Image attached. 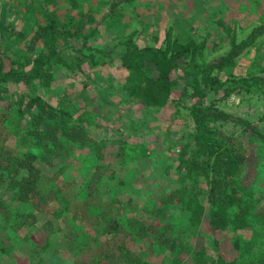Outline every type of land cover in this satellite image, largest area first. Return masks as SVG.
Returning <instances> with one entry per match:
<instances>
[{
  "label": "trees",
  "instance_id": "obj_1",
  "mask_svg": "<svg viewBox=\"0 0 264 264\" xmlns=\"http://www.w3.org/2000/svg\"><path fill=\"white\" fill-rule=\"evenodd\" d=\"M47 1L32 0L40 9L30 33L0 25V264H264V115L253 124L218 107L233 94L264 101V67L230 71L264 25L238 41L207 15L208 32L228 44L208 59L207 36L179 41L170 28L159 44L139 45L133 33L95 45L101 26H118L117 6L134 0L66 19ZM114 58L126 72L123 100L187 110L192 130L175 147L156 149L132 122L128 134L101 138L102 109L84 89L56 106L41 96L60 77L90 80ZM226 123L238 130L222 131Z\"/></svg>",
  "mask_w": 264,
  "mask_h": 264
},
{
  "label": "rangeland",
  "instance_id": "obj_2",
  "mask_svg": "<svg viewBox=\"0 0 264 264\" xmlns=\"http://www.w3.org/2000/svg\"><path fill=\"white\" fill-rule=\"evenodd\" d=\"M57 1V5H51L53 0L47 1L46 4L49 5V9L56 10L61 19H66L69 14L75 15L77 12L89 14L91 9L99 8V11L105 13L113 0ZM74 4H77V7H73ZM39 9L40 6L33 4L32 0H0V25L9 26L16 32L30 33L34 12ZM102 13H100L101 16ZM207 15L223 19L225 25L234 28L237 40L241 41L248 36L252 28L264 25V0H134L131 3L123 2L117 6L116 10L118 26L113 27L112 30L101 26L100 28L105 31H102L94 43L105 45L113 39L134 33L133 38L139 45L159 44L170 28L176 38L180 39L179 41L192 33L207 36L209 39L208 59H210L225 53L228 44L226 37L220 39L208 32ZM36 19L39 21L42 16L37 15ZM8 56H11L10 52ZM118 67L119 62L114 58L110 67L93 71L90 80L60 77L49 89H40V94L47 102L56 106L60 98L66 97L76 101L80 95L79 92L84 89V95L90 99V102H93V107L102 109L98 117L102 127L98 130L101 138L112 136L114 132L119 133L117 129L125 135L128 134L129 124L132 122L140 125L137 135L141 136L140 138L143 137L146 143L154 145L156 149L160 147L167 151L175 147L184 127L188 132L192 130L191 118L187 110L184 108L176 110L173 104L157 109L123 100L118 91L126 72ZM260 67H264V35L236 59L235 66L230 71L234 78L246 77L257 75L261 71ZM226 77L221 75L220 79L224 80ZM80 102L85 105L88 101L81 99ZM218 107L228 114L244 118L253 124L261 115H264V101L255 95L233 94L218 103ZM259 124L264 128V123ZM220 129L227 133L238 130L231 123L224 124ZM132 139L133 141L138 140L135 137ZM261 171L264 173V162ZM122 197L126 200V196ZM199 229L203 235L210 238L215 237L208 230L206 223H202ZM34 237L37 244H41L44 235L39 228L35 231ZM197 242L198 240L194 238V245ZM156 260L159 258L156 257ZM188 261L189 259L186 263Z\"/></svg>",
  "mask_w": 264,
  "mask_h": 264
}]
</instances>
